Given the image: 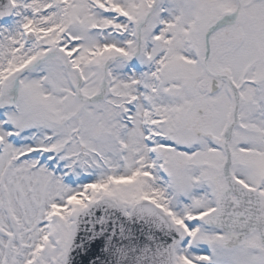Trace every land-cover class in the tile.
Returning a JSON list of instances; mask_svg holds the SVG:
<instances>
[{
    "label": "snow or ice",
    "instance_id": "snow-or-ice-1",
    "mask_svg": "<svg viewBox=\"0 0 264 264\" xmlns=\"http://www.w3.org/2000/svg\"><path fill=\"white\" fill-rule=\"evenodd\" d=\"M0 264H264V0H0Z\"/></svg>",
    "mask_w": 264,
    "mask_h": 264
}]
</instances>
